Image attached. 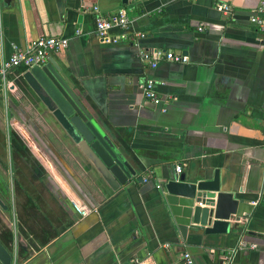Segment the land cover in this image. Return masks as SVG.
<instances>
[{
    "label": "crops",
    "instance_id": "crops-1",
    "mask_svg": "<svg viewBox=\"0 0 264 264\" xmlns=\"http://www.w3.org/2000/svg\"><path fill=\"white\" fill-rule=\"evenodd\" d=\"M259 0H0V62L42 37L73 94L135 171L111 190L17 68L0 82V244L11 264H264V43L248 23ZM124 9L114 42L91 9ZM126 36L121 38V36ZM170 51L184 64L139 60ZM154 81L159 104L143 99ZM96 122V123H97ZM211 180L237 201L227 234L177 231L163 181ZM146 178V182L138 181ZM89 211L81 217L75 210Z\"/></svg>",
    "mask_w": 264,
    "mask_h": 264
},
{
    "label": "water",
    "instance_id": "water-1",
    "mask_svg": "<svg viewBox=\"0 0 264 264\" xmlns=\"http://www.w3.org/2000/svg\"><path fill=\"white\" fill-rule=\"evenodd\" d=\"M29 86L107 186L115 191L135 178V171L123 153L95 122L72 92L69 81L54 64L28 69ZM138 181H141L139 178ZM167 206L182 239L187 230L203 235L227 234L237 201L219 190L217 173L211 180L185 179L175 173L161 186ZM0 264H11V256L0 244Z\"/></svg>",
    "mask_w": 264,
    "mask_h": 264
},
{
    "label": "built area",
    "instance_id": "built-area-1",
    "mask_svg": "<svg viewBox=\"0 0 264 264\" xmlns=\"http://www.w3.org/2000/svg\"><path fill=\"white\" fill-rule=\"evenodd\" d=\"M94 34L97 40L102 42H114L116 39L111 40L108 37V31L111 28H117L124 31L129 23L128 16L124 9H117L113 13L103 14L96 8L91 9ZM248 23L252 25L261 40L264 43V0H259L256 8L248 16ZM126 36L122 35L121 38ZM68 39L56 38V37H42L32 42L25 50L13 48L10 55L0 62V82H4L10 71L22 68L30 69L32 67H43L47 64V56L49 52L61 51L67 47ZM139 60L149 68H154L157 62H170L173 64H184L186 58L181 54H174L170 51H155L152 53L139 52ZM154 81L147 79L141 86L143 99L151 105L159 104V98L154 90ZM262 136L264 138V126L262 130ZM174 173L179 175L181 173V166L176 164L174 166ZM141 182H146V178H141ZM156 189H160V185L155 186ZM78 214L83 217L89 213V211L80 210L75 207ZM255 246L253 244H247L243 240L239 239L236 245L223 253V262L221 264H231L237 253L253 250ZM185 264H191L187 254H183Z\"/></svg>",
    "mask_w": 264,
    "mask_h": 264
},
{
    "label": "trees",
    "instance_id": "trees-1",
    "mask_svg": "<svg viewBox=\"0 0 264 264\" xmlns=\"http://www.w3.org/2000/svg\"><path fill=\"white\" fill-rule=\"evenodd\" d=\"M91 115V114H90ZM92 116V115H91ZM92 118L94 119V120H96L93 116H92ZM97 122V121H96ZM97 124L99 125V127H100V124L97 122ZM101 128V127H100ZM103 131V130H102ZM104 132V131H103ZM105 133V132H104ZM106 134V133H105ZM107 135V134H106ZM108 136V135H107ZM109 138H111L110 136H108ZM112 139V138H111ZM119 148V147H118Z\"/></svg>",
    "mask_w": 264,
    "mask_h": 264
}]
</instances>
